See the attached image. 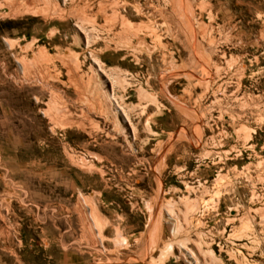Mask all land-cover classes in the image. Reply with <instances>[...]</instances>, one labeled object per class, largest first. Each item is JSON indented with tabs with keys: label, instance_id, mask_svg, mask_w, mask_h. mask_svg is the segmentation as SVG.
Instances as JSON below:
<instances>
[{
	"label": "rangeland",
	"instance_id": "rangeland-1",
	"mask_svg": "<svg viewBox=\"0 0 264 264\" xmlns=\"http://www.w3.org/2000/svg\"><path fill=\"white\" fill-rule=\"evenodd\" d=\"M0 264H264V0H0Z\"/></svg>",
	"mask_w": 264,
	"mask_h": 264
},
{
	"label": "bare ground",
	"instance_id": "bare-ground-1",
	"mask_svg": "<svg viewBox=\"0 0 264 264\" xmlns=\"http://www.w3.org/2000/svg\"><path fill=\"white\" fill-rule=\"evenodd\" d=\"M27 1V0H26ZM30 1H32V0H29V2ZM47 1V0H46ZM34 2V1H33ZM117 3V2H116ZM9 4V3H8ZM50 4V3H49ZM54 4H56V2L54 3ZM11 5H12V3H11ZM11 5H9V6H11ZM32 5V4H31ZM100 5V4H99ZM119 5V4H118ZM8 6V5H7ZM105 6H106V3H105ZM12 7V6H11ZM8 8V7H7ZM9 9V8H8ZM10 10V9H9ZM83 10H84V7H83ZM120 11V10H119ZM74 12V11H73ZM62 14V13H61ZM107 15V14H106ZM111 16V15H110ZM108 17V16H107ZM115 19V18H114ZM114 19H113V21H114ZM116 20H118L117 18H116ZM96 21V20H95ZM112 21V20H111ZM118 23V22H117ZM124 25V24H123ZM126 27V26H125ZM74 70V69H73ZM199 241V240H198ZM200 247V246H199Z\"/></svg>",
	"mask_w": 264,
	"mask_h": 264
}]
</instances>
